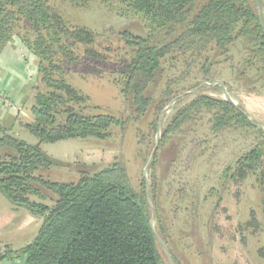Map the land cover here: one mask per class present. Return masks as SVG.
<instances>
[{
	"label": "trees",
	"instance_id": "16d2710c",
	"mask_svg": "<svg viewBox=\"0 0 264 264\" xmlns=\"http://www.w3.org/2000/svg\"><path fill=\"white\" fill-rule=\"evenodd\" d=\"M60 1L78 9L99 3L117 9L121 17L137 15L146 22L150 37L121 32L115 39L122 46L113 48L108 46L110 37L100 40L87 28L68 25L55 0H0V55L17 38L37 62L32 104L27 109L33 121L23 125L37 144L15 138L0 123V194L14 210H25L41 221L27 246L17 251L1 247L0 262L24 258V264H170L161 256L150 226L156 199L145 179L136 191L126 169L113 164L91 174L81 172L74 182H52L48 173L57 164L40 146L77 139L106 141L112 130L123 131L128 123L137 125L147 119L145 131H136L144 144L148 135L158 131L166 108L200 86L179 90L177 85L189 84L193 72L203 83L213 84L220 80L212 73L217 65H228L234 76L254 74L256 82L264 81L259 0ZM160 33L162 42L153 45L151 37ZM241 45L242 52L232 54ZM108 58L123 62L119 88L127 119L87 106L85 97L65 78V66ZM165 76L157 97H152L151 88H157ZM198 123L206 125L213 136L238 127L254 129L238 107L199 96L171 117L158 149L173 135ZM257 134L235 170L252 174L263 192L264 134ZM192 149L187 163L193 158ZM156 158L157 153L153 168Z\"/></svg>",
	"mask_w": 264,
	"mask_h": 264
},
{
	"label": "rangeland",
	"instance_id": "374dc122",
	"mask_svg": "<svg viewBox=\"0 0 264 264\" xmlns=\"http://www.w3.org/2000/svg\"><path fill=\"white\" fill-rule=\"evenodd\" d=\"M54 5L68 25L87 28L100 40L110 37L108 46L113 48L121 45L115 39L116 34L121 32L141 38L150 37L146 22L137 15L121 17L117 9L99 3H92L83 9L60 0H55ZM258 15L264 27V0H259ZM162 39L160 33L151 37V43L157 45ZM14 40L20 43L18 45L22 52L19 54L16 46L12 50L13 58L24 55L21 59L27 65L32 80L28 81L24 106L17 104L20 111L4 110L14 117L20 116L22 129L17 128L14 137L36 145V138L24 130L23 125L30 123L25 111L32 104V87L37 77L33 67L37 62L32 56L35 60L32 63L22 43L17 38ZM242 50L241 45L232 50V54L233 51L236 55ZM122 63L109 58L105 62H79L64 67L65 78L85 97L87 106L99 108L101 112L116 118L127 119L128 113L125 112V102L119 88ZM214 72L220 80L213 84L203 83L200 75L193 72L188 77L189 84L177 85L179 90L196 84L200 86L186 93L182 101L172 102L166 108L161 114L158 131L148 135L144 144L137 138L136 131H145L147 119L137 125L128 123L123 131L112 130V137L106 141L77 139L41 145L42 151L57 164L48 173V178L52 182L70 183L81 172L91 174L120 164L126 169L136 191L140 190L144 179L148 190L153 188L151 194L156 199V205L151 216L152 229L159 252L166 261L170 258L172 264L173 261L176 264H264V191L259 189L252 174L235 170L237 160L258 139V131L264 134V81L260 79L256 82L254 74L234 76L228 65H217ZM166 76L158 82L157 88H151L152 97H157ZM224 82L227 83L225 87ZM216 86L222 87V91ZM199 96L220 101L228 97L235 107L245 113L254 129L238 127L213 136L208 134L206 125L198 123L173 135L158 149L162 131L171 117ZM192 141L196 143L190 145ZM155 147L157 158L153 168L155 154L150 163L149 159ZM191 148L193 158L187 163V153ZM44 194L54 199V195ZM38 225L39 220H32L20 231L32 232Z\"/></svg>",
	"mask_w": 264,
	"mask_h": 264
},
{
	"label": "crops",
	"instance_id": "0c3cea01",
	"mask_svg": "<svg viewBox=\"0 0 264 264\" xmlns=\"http://www.w3.org/2000/svg\"><path fill=\"white\" fill-rule=\"evenodd\" d=\"M18 44H20L18 41L13 40L4 48L0 55V94L8 96L16 104L24 106L27 100L28 81H31L32 78L29 76L27 65L22 61L24 55L22 54L20 55L21 57L16 59L13 58L12 50L16 46L18 47V53L22 52ZM26 54L28 55V52ZM31 58L32 63H34L35 60L32 56ZM32 65L34 66V64ZM33 68H35L34 71L36 73V67L34 66ZM25 112L31 123L33 121L32 117L29 115L27 109ZM0 123L9 129L13 135H15L14 133L17 128L20 129L21 127L22 129L20 116L18 118L14 117L4 109H0ZM13 215H16V217L14 218ZM32 220L39 219L31 216L25 210H14L0 196V248L9 246L13 251H17L27 246L36 236L41 221L39 220L38 227L32 232L25 233L20 230L24 229ZM20 232H24V234ZM0 264H24V258L7 259L1 261Z\"/></svg>",
	"mask_w": 264,
	"mask_h": 264
},
{
	"label": "built area",
	"instance_id": "2783aa9c",
	"mask_svg": "<svg viewBox=\"0 0 264 264\" xmlns=\"http://www.w3.org/2000/svg\"><path fill=\"white\" fill-rule=\"evenodd\" d=\"M0 107L8 111L19 112L20 108L17 104L13 103L8 97L0 95Z\"/></svg>",
	"mask_w": 264,
	"mask_h": 264
},
{
	"label": "water",
	"instance_id": "95a60500",
	"mask_svg": "<svg viewBox=\"0 0 264 264\" xmlns=\"http://www.w3.org/2000/svg\"><path fill=\"white\" fill-rule=\"evenodd\" d=\"M225 100H226L228 103L232 104V102L229 100L228 97H226ZM232 105H233V104H232ZM157 141H158V134H157ZM155 152H156V147L154 148V150H153V152H152V154H151V157H150V159H149V163L152 161ZM145 172H146V170H144V173H145ZM150 226H151V228H152V223H151V222H150ZM163 249H165L164 246H163ZM169 262H170V264H172L170 258H169Z\"/></svg>",
	"mask_w": 264,
	"mask_h": 264
}]
</instances>
